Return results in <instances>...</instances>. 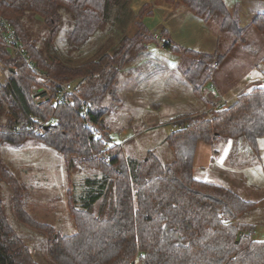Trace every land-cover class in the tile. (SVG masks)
Wrapping results in <instances>:
<instances>
[{"label": "trees", "instance_id": "1", "mask_svg": "<svg viewBox=\"0 0 264 264\" xmlns=\"http://www.w3.org/2000/svg\"><path fill=\"white\" fill-rule=\"evenodd\" d=\"M131 2L0 0V15L10 22L39 71L6 47L0 36V63L7 72L6 82L0 84V149L1 144L18 147L34 137L60 153L68 168L82 157L81 165L97 171L85 178L78 196L70 195L75 232L62 235L26 212L18 182L0 155V182L12 191L16 219L47 232L46 253L54 264H264V238L254 239L256 225L246 221L264 200H245L193 176L199 142L230 143V156L239 158L242 166L260 159L264 85L258 82L239 92L229 105L205 101L204 111L172 116L173 130L165 139L170 163L163 164L151 151L141 159L127 157L122 143L113 141L106 115L110 104L118 105L119 72L140 63L156 39L144 21L149 6L134 12ZM176 2L204 22L216 21L232 37L231 46L247 50L244 35L253 28L264 31V14H254L241 27L237 4L231 12L225 0ZM33 24L43 27L45 37L36 39ZM158 42L192 59L183 75L197 96H202L203 86L195 80L194 66L218 65L229 52L185 49L165 35ZM260 62L264 64V55ZM179 65L188 66L185 59ZM64 81L74 82V90L56 101ZM0 264H40L9 223L1 200Z\"/></svg>", "mask_w": 264, "mask_h": 264}, {"label": "rangeland", "instance_id": "2", "mask_svg": "<svg viewBox=\"0 0 264 264\" xmlns=\"http://www.w3.org/2000/svg\"><path fill=\"white\" fill-rule=\"evenodd\" d=\"M237 1H227L232 10ZM263 3L264 0L244 1L242 4L248 12L243 16L246 17L250 10H254L255 14H264ZM147 23L152 27L150 20ZM205 25L209 30L221 33L216 21L205 22ZM31 29L36 39L45 37L40 24H33ZM221 35H218V39L221 38L215 53L224 55L229 51L226 57L218 65L197 63L193 69L195 80L203 86L202 96L193 95L190 85L182 78L192 61L184 56L180 62L183 65L185 59V65L188 66L179 69L176 66L169 70V90L160 93L156 92L157 86H154L158 84L151 82L162 71L156 63L148 64L147 70L141 72L138 71L141 63H135L133 67L119 72L116 89L118 105L111 106L109 99L106 101L107 105L110 104L106 121L113 141L122 143L127 157L141 159L151 151L163 164L170 163L172 153L165 139L173 130L170 124L172 116L177 113L201 112L207 105L216 102L229 105L239 92L252 89L256 80L264 85V64L260 62L264 55V31L253 28L244 35L247 50L240 45L231 46L233 40L229 33L223 32ZM161 39L163 37L157 35V41ZM211 50L215 49H205L203 52L210 53ZM208 72L210 79L205 81ZM6 75L5 66L0 63V80L6 79ZM145 126L148 128L145 129ZM257 143L260 159L255 164L242 166L238 163L239 158L230 156V143L199 142L193 160V176L198 180L222 185L245 200H264V138H259ZM1 145V159L18 182L26 212L37 222L53 227L62 235L73 234L75 224L69 212V197L78 196L82 192L85 178L93 176L97 171L81 164L68 168L60 153L45 147L34 137H28L18 147ZM0 200L9 223L30 246L36 260L40 264H54L46 253L47 232L26 226L16 219L12 191L4 182H0ZM246 221L256 225L254 239H263L264 206H259Z\"/></svg>", "mask_w": 264, "mask_h": 264}, {"label": "crops", "instance_id": "3", "mask_svg": "<svg viewBox=\"0 0 264 264\" xmlns=\"http://www.w3.org/2000/svg\"><path fill=\"white\" fill-rule=\"evenodd\" d=\"M227 1L228 0H225L227 8L232 12V7L230 8ZM244 1L248 0H238L236 2L238 10L237 15L241 27L246 26L255 14L254 10H250L246 17L243 16L245 12H248L247 7L242 4ZM143 4L149 6L150 15L145 16L144 21L151 29L150 32L153 33V37L159 35V37L164 38L165 35L179 46L198 52H203L205 49H215L211 50L212 52L210 53H215L217 51L219 40L222 37L221 34H223V32L221 31L220 33V31H217L216 33L209 30L201 18L190 12L182 4H178L176 0H133L131 8L133 11L137 12ZM256 4L258 5L259 3L256 2ZM149 20L152 22V27L147 23ZM218 35H221L219 39ZM155 38L157 39V37ZM156 39L148 44L147 53L144 55L145 60L144 58H140L139 62L141 64L138 65V71L141 72L142 70H147L148 64L151 63H156L160 66L162 71L159 73L161 74H158V76L151 80L153 84L155 82L158 84L154 86H157L156 92L160 93L169 90V75L167 72L175 69L176 66H178V69L181 68L179 64L182 55H173L167 52L168 50H166ZM182 78L190 85V92L193 94V88L189 80H186L184 76ZM5 82L6 79L0 80V84H4ZM256 82H259V80H256L253 84L255 85Z\"/></svg>", "mask_w": 264, "mask_h": 264}, {"label": "built area", "instance_id": "4", "mask_svg": "<svg viewBox=\"0 0 264 264\" xmlns=\"http://www.w3.org/2000/svg\"><path fill=\"white\" fill-rule=\"evenodd\" d=\"M0 36H1V39H2V43L8 47L13 53L15 54H20V56L24 59V61L26 63H28V65L32 68V70L36 73H39L38 69H36L33 64L31 63V60H30V57L29 55H27L23 49H22V46L19 42V39H18V36H17V33L16 31L14 30V28L12 27V25L10 24V22L4 18L3 16L0 15ZM155 37H157L155 35ZM74 86H75V83L74 82H71V81H64L60 84V92H59V95L57 96L56 98V101H59L61 98H62V95L64 93H72L73 90H74ZM89 106V103H85V107H88ZM95 134L97 136H101V133L99 131H96L95 130ZM41 137L44 136L43 132L40 134ZM109 145L108 143H104V146H103V150L104 151H107ZM104 158L106 161H109L110 160V154L109 153H105L104 154ZM81 161H82V157H78V158H75L73 163L75 165H79L81 164Z\"/></svg>", "mask_w": 264, "mask_h": 264}]
</instances>
